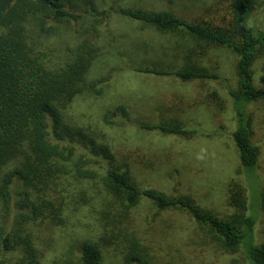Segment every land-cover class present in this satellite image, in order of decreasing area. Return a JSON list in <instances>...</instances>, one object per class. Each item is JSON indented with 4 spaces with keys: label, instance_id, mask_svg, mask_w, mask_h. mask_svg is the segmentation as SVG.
Masks as SVG:
<instances>
[{
    "label": "rangeland",
    "instance_id": "obj_1",
    "mask_svg": "<svg viewBox=\"0 0 264 264\" xmlns=\"http://www.w3.org/2000/svg\"><path fill=\"white\" fill-rule=\"evenodd\" d=\"M76 3L81 10L110 12V16L87 15L79 22L58 25L55 36L43 38L49 58L56 50L57 63L75 57L87 40V45L91 42L98 49L88 79L98 83L96 89L101 91L77 96L64 111L65 120L107 145L117 163L129 167L141 189L189 195L223 218L235 212L228 203L229 183L235 178L247 190L249 215L257 216L256 242H263L264 100L254 102L248 109L253 119V141L260 148L259 179L253 170L241 167L232 138L236 121L228 88H238L235 68L238 57L228 48H200L189 36L182 39L180 35L162 33L111 12L112 8L120 7L169 10L189 21L225 26L231 19L227 4L223 0H77ZM250 24L264 31V0L258 1ZM186 64L204 67L225 80L184 81L174 75L136 71L147 68L174 71ZM254 73L255 83L264 87V52L254 64ZM120 106L126 108V114L113 113ZM106 115H110L109 120ZM163 122L182 123L195 133L185 138L140 127ZM94 160H90L89 169L98 173L97 178L84 182L72 178L67 187L74 196L84 195L87 204L78 211L72 207L66 212L64 224L33 225L43 264H72L79 256L80 244L96 241L102 246V237L116 239L110 247L103 248L102 264H129L125 256L131 249L124 250L126 244L118 241L121 238L118 234L110 232L112 228H103L98 199L104 169ZM246 176L252 179V189ZM17 199L14 193V203ZM132 217L129 224L124 221L121 227L133 231L139 240L141 237L147 248V264H248L242 249L234 254L219 250L183 211L159 212L148 200H143L134 208ZM116 243L120 244L118 249Z\"/></svg>",
    "mask_w": 264,
    "mask_h": 264
},
{
    "label": "trees",
    "instance_id": "obj_2",
    "mask_svg": "<svg viewBox=\"0 0 264 264\" xmlns=\"http://www.w3.org/2000/svg\"><path fill=\"white\" fill-rule=\"evenodd\" d=\"M223 1L231 12L225 26L189 21L169 10L120 7L112 8L111 12L162 33L180 35L182 39L189 36L200 48H228L238 57L235 66L238 88H228L236 121L232 138L241 167L250 168L260 179L257 173L260 148L253 141V119L248 111L251 104L264 100V87L254 80V64L264 52V31L250 24L259 0ZM76 2L0 0V264H43L33 225L64 224L66 212L72 207L78 211L87 204L84 195L74 196L67 187L72 178L80 182L97 178L98 173L89 169L92 159L104 169L98 199L103 228H112L110 232L118 234L121 237L118 241L126 244L124 250L131 249L125 256L127 263H148L141 237L139 240L133 231L121 227L124 221L129 224L133 219L134 208L148 200L159 212L187 213L219 250L234 254L242 249L248 264H264V241L257 244L255 238L257 216L249 215L247 190L235 178L228 187V203L235 212L223 218L189 195L141 189L129 167L118 164L107 145L65 120L64 111L77 96L101 91L96 89L98 83L88 79L98 49L91 42L87 45V40L75 57L57 63L56 50L49 58L43 38L55 36L58 25L79 22L87 15L110 16V12L81 10ZM136 71L174 75L184 81L225 80L218 73L189 64L174 71L156 68ZM118 112L126 114V108L120 106L113 113ZM140 127L185 138L195 133L179 122L140 124ZM105 161L107 164L103 166ZM246 180L252 189V179L246 176ZM14 193L18 197L15 203ZM262 197L263 192L260 202ZM110 239L102 237V246L96 241L80 244L79 256L72 264H102L103 248L116 242L115 238ZM115 246L118 249L120 244Z\"/></svg>",
    "mask_w": 264,
    "mask_h": 264
}]
</instances>
